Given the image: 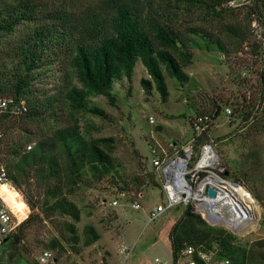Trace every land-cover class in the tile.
I'll use <instances>...</instances> for the list:
<instances>
[{"label": "trees", "instance_id": "16d2710c", "mask_svg": "<svg viewBox=\"0 0 264 264\" xmlns=\"http://www.w3.org/2000/svg\"><path fill=\"white\" fill-rule=\"evenodd\" d=\"M231 1L0 0V99L13 98L0 112V124L17 118L23 131L22 138L4 144L0 130L1 159L18 187L35 174L43 191L40 204L25 206L27 218L8 239H22L24 229L39 217L31 213L37 207L42 219L63 218L70 233L66 239L75 248L80 241L77 224L81 208L72 195L94 181L108 179L119 184L114 177L119 164L106 144L110 138L92 137L84 124L87 115L107 118L106 110L94 98L104 97L119 108L115 84L124 80L131 83L137 62L142 61L148 74L141 78L144 91L153 95L156 90L166 102L167 75L187 82L190 74L185 68L193 60V49L226 54L227 44L249 45L255 22L259 34L251 42V52L260 61L259 99L244 97L230 103V113L228 106L225 109L231 123L238 121L235 131L225 139L242 143L247 151L233 156L232 161L228 155L223 157V170L215 172L240 183L238 175L245 164L259 165L260 150L254 144L258 136L264 147V0H247L240 17L231 13ZM215 24L227 42L214 30ZM20 100H25V109L16 112L14 106ZM221 110L217 104L215 110L197 113L210 116L207 130L193 140L197 152L200 143L209 142L208 129ZM64 113L70 121L62 124ZM31 142L32 147L26 148ZM153 166L146 179L164 191ZM206 174L202 172L201 177ZM118 186L117 199L128 191L129 184ZM85 232V245L99 238L92 225ZM170 244L173 260L187 245H194L215 249L216 259L229 261L214 264H264V238H241L224 226L212 225L192 203L186 204L172 226ZM49 247L64 250L60 238L52 239Z\"/></svg>", "mask_w": 264, "mask_h": 264}, {"label": "rangeland", "instance_id": "374dc122", "mask_svg": "<svg viewBox=\"0 0 264 264\" xmlns=\"http://www.w3.org/2000/svg\"><path fill=\"white\" fill-rule=\"evenodd\" d=\"M245 3L247 0L231 1V13L240 17ZM256 26V22L253 23L254 30L247 41L249 45L246 42L242 46L227 44L229 52L226 54L221 51L193 49V60L185 68L190 79L181 83L167 75L169 97L166 102L162 101L158 91L155 90L153 95H147L144 91L141 78L148 74L142 61L137 62L131 83L124 80L115 84L119 108L112 107L104 97L94 98V102L106 110L107 118L87 115L84 124L90 129L92 137L111 139L106 144L113 150L119 164L118 173H114L119 184H113L108 179L94 181L90 186L82 185L72 195L71 198L81 208V221L77 224L80 241L75 248L66 239L70 233L65 229L63 218L42 219V214L36 207L31 213L39 214V217L32 219L24 229L22 239L19 242L7 239L0 248V264H39L45 249L54 252V258L48 264H153L156 257L171 264L173 255L170 230L183 214L186 203L170 206L154 220H150V213L157 205H167V197L159 187L148 183L146 173L152 169L154 158L170 160L177 155V151L183 154L186 144L193 142L195 145L193 140L197 133L192 119L201 109L215 110L217 104L222 106V110L212 119L207 132L209 143L214 146L220 160L213 170H223L220 167L223 157L228 155V159L232 161L233 156L246 153L247 149L242 143L232 142L224 137L233 133L238 125V121L230 122L231 117L225 109L227 106L232 108L230 103L244 97L259 99L260 61L251 52V42L259 34ZM214 27L227 42L221 27L217 24ZM151 118L154 119L153 122ZM16 120L17 118H11L0 124V130L4 132V144L12 142L14 138H22L23 131ZM69 121L68 115L64 113L60 123ZM33 129L40 132V128L36 126ZM255 140L254 145L260 150V163L255 167L245 164L238 175L241 179L238 183L247 190L258 207L254 217L236 230L241 238L250 239L264 238V147L261 138L255 136ZM32 143L34 142L27 143L26 148ZM204 143L207 142L200 143V147ZM2 156L4 155L0 154ZM210 173L207 171L206 177ZM125 182L129 184L126 189L128 191L123 192L124 195L120 194L119 204L113 206L108 203L106 200L119 195L118 185H124ZM220 183L227 185L226 181ZM19 188L24 193L27 207L31 206V202L40 204L43 191L37 175L33 174ZM125 195L127 199H124ZM134 201H138L141 207L133 208ZM192 202L195 210L205 217L206 211L200 209L197 203L199 201ZM18 206L23 212V205ZM27 212L24 211L21 220L27 218ZM89 225L95 228L99 238L94 243L85 245V229ZM222 226L232 229L225 224ZM54 238L62 239L64 250L49 247ZM121 244L132 247L128 256L121 252Z\"/></svg>", "mask_w": 264, "mask_h": 264}, {"label": "built area", "instance_id": "2783aa9c", "mask_svg": "<svg viewBox=\"0 0 264 264\" xmlns=\"http://www.w3.org/2000/svg\"><path fill=\"white\" fill-rule=\"evenodd\" d=\"M12 102L13 98H1L0 112L5 111ZM22 109H25V100H20L14 106L16 112ZM227 112L230 113L231 109L227 108ZM209 119L210 116L206 114L195 116L193 119V128L197 135H201L207 130ZM153 121L154 119L151 118V122ZM1 135L0 133V137ZM31 147L32 144H29L28 148L30 149ZM207 147L209 149L208 152L210 151L209 155L207 154L208 152H206ZM182 151L184 152L183 154H179V151H177V155L170 160H165V158H154L153 160V165L162 180L167 197V205H157L150 213V220H154L168 207L177 205L181 202L187 204L191 203L192 200H197L200 206L205 205L209 201V197L206 195V188L204 191L202 190L207 177H201V173L210 171L211 173L209 176L212 173L218 175L213 168L219 165V154L209 142L204 143L198 152L195 150L193 142L186 144ZM213 185L221 191V187L218 184ZM196 191L198 192V196L194 197L192 193ZM15 203L22 204L23 208L27 205L24 193L12 182L9 177L8 169L0 157V248L4 245V242L9 236L17 231L22 221L21 215L24 213V209L23 212H21L16 208ZM109 203L116 206L119 204V199L114 198L110 200ZM132 207L138 209L141 205L138 201H134L132 202ZM120 250L128 256L132 247L121 244ZM215 255V249L204 250L194 245H187L182 250L177 260H173L171 264H214L229 262L227 259L219 261L215 258ZM53 258L54 252L51 249H45L40 256V263L48 264ZM153 264H168V262H164L159 257H156Z\"/></svg>", "mask_w": 264, "mask_h": 264}, {"label": "bare ground", "instance_id": "6f19581e", "mask_svg": "<svg viewBox=\"0 0 264 264\" xmlns=\"http://www.w3.org/2000/svg\"><path fill=\"white\" fill-rule=\"evenodd\" d=\"M208 150L207 147L206 152ZM209 153L210 151L207 154L209 155ZM221 181L222 179L216 174L208 176L205 180V182L218 184L221 187V193L213 207H209V201L204 205L206 215L208 212V214L217 217L218 222L237 230L242 224L254 217L258 207L253 203L252 197L243 186H235L228 182H226L227 185H223L220 183ZM192 195L197 197L198 192L196 191ZM15 206L20 210L17 203H15Z\"/></svg>", "mask_w": 264, "mask_h": 264}, {"label": "water", "instance_id": "95a60500", "mask_svg": "<svg viewBox=\"0 0 264 264\" xmlns=\"http://www.w3.org/2000/svg\"><path fill=\"white\" fill-rule=\"evenodd\" d=\"M214 168H215V167H214ZM227 174H228V172H227ZM211 175H212V174H211ZM218 176H219V175H218ZM220 178H221L222 181H224V182L226 181V182H228V183H230V184H232V185L240 186V187H241V185H240L239 183H237V182H233V181H231V180H227V179H225V178H223V177H221V176H220ZM205 188H206V190H207L206 195L209 197V207L212 208L213 205H214V203H215V201H217V199H218V197H219L221 191H219L215 185L210 184L209 182H205V183L203 184L202 190L204 191ZM200 209H201V210H205L204 205H203V206L200 205ZM205 219H206L210 224H212V225H219V226L224 225V223L218 222V218H217V217L208 214V212H207V215L205 216ZM228 228H229V227H228ZM230 229H231V228H230ZM231 230H232L233 233L236 234V230H235V229H231Z\"/></svg>", "mask_w": 264, "mask_h": 264}]
</instances>
